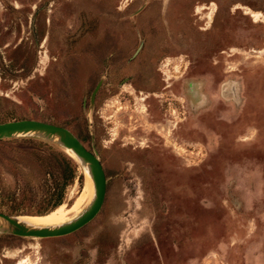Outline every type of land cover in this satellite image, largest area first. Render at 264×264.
<instances>
[{"label":"rangeland","instance_id":"1","mask_svg":"<svg viewBox=\"0 0 264 264\" xmlns=\"http://www.w3.org/2000/svg\"><path fill=\"white\" fill-rule=\"evenodd\" d=\"M21 118L93 145L105 191L71 233H0V264H264V0H0V122ZM70 156L0 139V212L77 215Z\"/></svg>","mask_w":264,"mask_h":264},{"label":"water","instance_id":"2","mask_svg":"<svg viewBox=\"0 0 264 264\" xmlns=\"http://www.w3.org/2000/svg\"><path fill=\"white\" fill-rule=\"evenodd\" d=\"M98 87H94L90 99ZM30 136L53 141L68 150L82 166L92 185V197L85 208L73 218L54 226H32L18 215L0 212V233L25 237H55L71 233L87 222L98 212L105 191V175L93 145L88 150L67 128L46 121L21 118L0 122V139ZM71 157V156H70Z\"/></svg>","mask_w":264,"mask_h":264},{"label":"flooded vegetation","instance_id":"3","mask_svg":"<svg viewBox=\"0 0 264 264\" xmlns=\"http://www.w3.org/2000/svg\"><path fill=\"white\" fill-rule=\"evenodd\" d=\"M98 84V87H97V89H96V91H95V93H94V95H93V98L92 99H90V95H89V97H88V99H87V105H89V106H93V105H95V103H96V100H95V98H96V92L98 91V89H99V87H100V85H101V80H98L97 82H96V84H95V86ZM94 86V87H95ZM167 85H164L163 86V88L164 87H166ZM94 87H93V89H94ZM92 92V91H91ZM91 94V93H90ZM85 147V146H84ZM86 148V147H85ZM87 149V148H86ZM88 150H90V149H88ZM101 164V163H100ZM102 166V165H101ZM103 169V168H102ZM104 172V171H103Z\"/></svg>","mask_w":264,"mask_h":264},{"label":"bare ground","instance_id":"4","mask_svg":"<svg viewBox=\"0 0 264 264\" xmlns=\"http://www.w3.org/2000/svg\"><path fill=\"white\" fill-rule=\"evenodd\" d=\"M253 16H254V13L252 14ZM251 15V16H252ZM65 152L66 153H68V154H70L72 157H74L68 150H65ZM19 218V217H18ZM22 221H24V222H26V223H28V224H30V225H32V226H38V225H36L35 223H34V221L32 220V219H30V218H28L27 220H22ZM58 224H61V223H56V224H50V225H45V226H54V225H58ZM31 245V244H30ZM20 264V263H19Z\"/></svg>","mask_w":264,"mask_h":264},{"label":"trees","instance_id":"5","mask_svg":"<svg viewBox=\"0 0 264 264\" xmlns=\"http://www.w3.org/2000/svg\"><path fill=\"white\" fill-rule=\"evenodd\" d=\"M57 204H58L57 202H54L49 207H55Z\"/></svg>","mask_w":264,"mask_h":264}]
</instances>
